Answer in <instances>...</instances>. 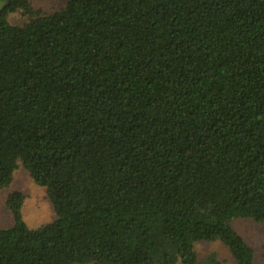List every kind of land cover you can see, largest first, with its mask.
<instances>
[{
  "label": "trees",
  "instance_id": "16d2710c",
  "mask_svg": "<svg viewBox=\"0 0 264 264\" xmlns=\"http://www.w3.org/2000/svg\"><path fill=\"white\" fill-rule=\"evenodd\" d=\"M18 164L54 219L10 193L0 264H254L231 221L264 223V0H0V189Z\"/></svg>",
  "mask_w": 264,
  "mask_h": 264
},
{
  "label": "rangeland",
  "instance_id": "374dc122",
  "mask_svg": "<svg viewBox=\"0 0 264 264\" xmlns=\"http://www.w3.org/2000/svg\"><path fill=\"white\" fill-rule=\"evenodd\" d=\"M34 10L51 13L64 7L67 0H30ZM9 21L21 24L26 17L20 13L10 14ZM13 191L23 194L22 217L30 228H36L54 219L53 206L46 195L45 188L33 181L27 171L18 164L11 183L0 189V229L12 225L13 219L5 206L7 196ZM232 227L253 249L254 264H264V223L251 218L237 217L231 221ZM198 261L214 255L219 264H236L229 250L219 241H198L194 245Z\"/></svg>",
  "mask_w": 264,
  "mask_h": 264
}]
</instances>
